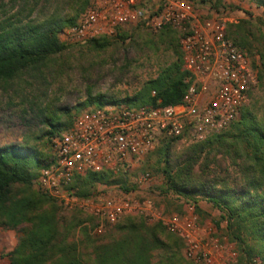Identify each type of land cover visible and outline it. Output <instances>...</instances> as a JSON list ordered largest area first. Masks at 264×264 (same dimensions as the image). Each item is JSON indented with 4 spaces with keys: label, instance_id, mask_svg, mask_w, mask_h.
Returning a JSON list of instances; mask_svg holds the SVG:
<instances>
[{
    "label": "trees",
    "instance_id": "obj_1",
    "mask_svg": "<svg viewBox=\"0 0 264 264\" xmlns=\"http://www.w3.org/2000/svg\"><path fill=\"white\" fill-rule=\"evenodd\" d=\"M193 1L202 6L209 2ZM252 1L264 6V0ZM80 15L20 25L10 18H1L0 87L24 80L26 75H31L37 83L40 78L44 80L57 57L75 46L63 42L59 34ZM128 26L136 31L142 24L119 26L114 36L95 37L82 47L107 50L114 41H125L132 36ZM226 35L239 48L260 56L259 81L264 82V29L260 21L243 18L229 23ZM144 39L148 44L171 50L173 60L161 66L157 76L145 81L132 96L110 100L89 91L85 106L126 103L131 107H155L177 104L183 99L189 87V73L183 66L180 33L167 26ZM41 114L47 128L35 136L38 143L25 140L0 146V228L19 232L16 245L5 253L8 264H194L183 254L185 244L180 235L167 231L160 223H148L139 214L107 225V233L101 237L91 233L97 224L93 215L80 210L70 217L64 215L60 204L37 188L36 181L41 169L53 161L52 138L68 129L77 116L67 112L68 121L64 122L62 112ZM230 127L189 145L183 162L176 166L171 149L178 138L164 137L159 147L145 157L143 165L162 172L164 182L158 187L161 192L183 200V204L175 206L179 213L185 212L184 203H194L197 213H204L199 204L201 199L219 211L214 218L217 236L235 245L239 264H251L255 258L264 262V112L245 107ZM219 156L236 168L239 183L234 182L235 186L228 178L204 179L205 169L201 180L194 179L199 163L209 168L210 162L218 161ZM132 177L126 172L89 170L75 176L73 186L81 196L93 195L99 183L118 184L132 190L137 186ZM168 205L165 206L169 210L174 206L173 202ZM200 221L206 222L201 217ZM222 223H225L223 227Z\"/></svg>",
    "mask_w": 264,
    "mask_h": 264
},
{
    "label": "built area",
    "instance_id": "obj_2",
    "mask_svg": "<svg viewBox=\"0 0 264 264\" xmlns=\"http://www.w3.org/2000/svg\"><path fill=\"white\" fill-rule=\"evenodd\" d=\"M248 3L222 0V9L210 8L205 14L193 0H90L77 21L61 30L63 42L78 45L102 35L114 36L125 24H142L153 33L172 26L180 33L189 87L173 105L108 103L84 109L68 129L52 138L53 161L41 169L37 187L63 210L93 215L96 233L139 214L148 223H160L180 235L184 256L194 264H239L235 245L217 236L216 226L200 221L194 203L179 213L146 196L144 189L153 174L139 167L164 137L186 144L201 142L227 130L249 104L260 84V56L239 48L226 35L228 24L239 20L233 9L246 14ZM252 4L264 24V6ZM101 169L132 174L137 188L99 183L106 187L91 196L78 195L74 177ZM251 264L264 262L255 258Z\"/></svg>",
    "mask_w": 264,
    "mask_h": 264
},
{
    "label": "rangeland",
    "instance_id": "obj_3",
    "mask_svg": "<svg viewBox=\"0 0 264 264\" xmlns=\"http://www.w3.org/2000/svg\"><path fill=\"white\" fill-rule=\"evenodd\" d=\"M89 1L0 0V19L10 18L18 25L34 23L35 20L47 18L62 20L76 13L81 14ZM252 3L255 2L250 0L246 14L236 9H233V14L238 17V21L243 18L258 19L264 29L260 11L254 9ZM204 4L202 6L195 3L197 9L205 14L211 11L210 8L222 9V0H209ZM127 28L132 36L125 41H114L107 50L98 51L82 47L85 44L66 49L57 57L51 66V71L46 73L45 79L40 78L38 83L31 75H26L24 80H17L7 87H0V146L20 144L25 140H29L31 144L38 143L35 136L47 128L42 121L44 116L41 113L62 112V120L67 122V112L76 117L84 109L90 108L84 105L89 91L94 95L101 94L110 100L132 96L145 81L157 76L161 66L173 60L172 51L165 46L145 42L144 38L153 34L145 27L142 26L136 31L135 27L128 26ZM135 32L138 33L137 36ZM245 107L264 112V82L259 84L249 104ZM159 144L157 143L155 149ZM189 145L191 144L175 142L171 149V158L175 166L183 162ZM217 159L216 162H210L209 168L199 163L194 172V179L201 180L203 169H205L207 175L204 179L218 176L220 179L228 178L231 184L239 183L236 168L229 164V160L223 156ZM141 170L150 171L153 174V180L145 186L147 188L144 189V194L160 205L169 206V202H173L174 206L170 205V210L178 212L175 206L183 204V200L172 193L161 192L158 187L164 182L162 172H155L153 168L144 166L143 162L139 167V171ZM105 187L98 185L95 192ZM187 204L184 203L183 209H186ZM199 204L204 211V213H198L202 220L216 226L214 218L218 217L219 211L206 199H201ZM62 212L67 217L74 213L65 210ZM224 224L222 223V227ZM106 229L100 233L91 230V233L95 237H101L107 233ZM18 237L19 232L14 229L0 228V264H8L9 260L5 253L16 245Z\"/></svg>",
    "mask_w": 264,
    "mask_h": 264
}]
</instances>
